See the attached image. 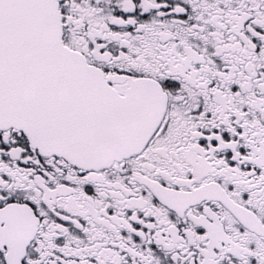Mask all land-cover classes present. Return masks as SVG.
<instances>
[{
  "label": "snow or ice",
  "instance_id": "obj_1",
  "mask_svg": "<svg viewBox=\"0 0 264 264\" xmlns=\"http://www.w3.org/2000/svg\"><path fill=\"white\" fill-rule=\"evenodd\" d=\"M0 264H264V0H0Z\"/></svg>",
  "mask_w": 264,
  "mask_h": 264
}]
</instances>
